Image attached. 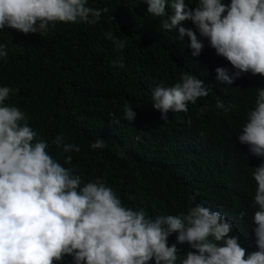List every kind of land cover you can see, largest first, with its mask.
<instances>
[{
  "label": "clouds",
  "instance_id": "1",
  "mask_svg": "<svg viewBox=\"0 0 264 264\" xmlns=\"http://www.w3.org/2000/svg\"><path fill=\"white\" fill-rule=\"evenodd\" d=\"M144 4L192 56L147 84L146 111L160 125L149 143L160 145L180 119L178 141L193 150L134 188L110 187L101 175L84 181L0 83V264H264V0ZM107 11L92 0H0V32L44 37L58 24L96 25ZM7 55L0 43V60ZM137 115L123 106L126 121ZM202 120H221L224 149L197 146ZM53 143L81 150L62 136Z\"/></svg>",
  "mask_w": 264,
  "mask_h": 264
},
{
  "label": "trees",
  "instance_id": "2",
  "mask_svg": "<svg viewBox=\"0 0 264 264\" xmlns=\"http://www.w3.org/2000/svg\"><path fill=\"white\" fill-rule=\"evenodd\" d=\"M92 4L108 10L96 25L58 24L44 37L7 28L0 32V43L8 52L6 60H0V83L15 90L11 100L28 109L51 153L65 167L84 181L101 175L110 187L134 188L143 175L159 174L172 160L193 150L178 141L180 119L160 145L152 146L150 138L160 125L146 111L147 84L164 79L192 56L173 47L178 32L160 31L159 18L150 17L144 0H92ZM184 26L194 29L190 22ZM107 33L125 40L126 47L117 50ZM233 92L239 94L237 88ZM126 104L138 114L131 123L123 116ZM220 123L199 122V148L218 141L217 148H225L223 138L229 133L223 135ZM57 136L65 144L78 145L80 152H63L53 143ZM99 137L105 139V147L91 149Z\"/></svg>",
  "mask_w": 264,
  "mask_h": 264
}]
</instances>
